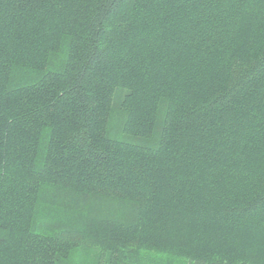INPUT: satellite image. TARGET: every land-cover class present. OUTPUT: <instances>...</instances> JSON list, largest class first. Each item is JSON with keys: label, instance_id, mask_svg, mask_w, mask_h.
I'll use <instances>...</instances> for the list:
<instances>
[{"label": "trees", "instance_id": "trees-1", "mask_svg": "<svg viewBox=\"0 0 264 264\" xmlns=\"http://www.w3.org/2000/svg\"><path fill=\"white\" fill-rule=\"evenodd\" d=\"M89 245L264 264V0H0V264Z\"/></svg>", "mask_w": 264, "mask_h": 264}, {"label": "rangeland", "instance_id": "rangeland-1", "mask_svg": "<svg viewBox=\"0 0 264 264\" xmlns=\"http://www.w3.org/2000/svg\"><path fill=\"white\" fill-rule=\"evenodd\" d=\"M141 143H150L140 141ZM107 255L94 246L77 248L71 252V255L61 261L60 264H106Z\"/></svg>", "mask_w": 264, "mask_h": 264}]
</instances>
